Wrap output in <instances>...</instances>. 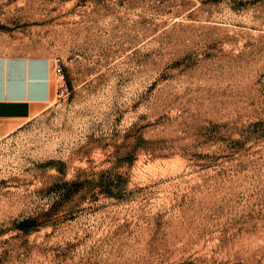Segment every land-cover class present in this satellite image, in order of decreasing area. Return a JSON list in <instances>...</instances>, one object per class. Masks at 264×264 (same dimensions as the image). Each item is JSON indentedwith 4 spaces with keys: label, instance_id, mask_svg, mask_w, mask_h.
Here are the masks:
<instances>
[{
    "label": "rangeland",
    "instance_id": "1",
    "mask_svg": "<svg viewBox=\"0 0 264 264\" xmlns=\"http://www.w3.org/2000/svg\"><path fill=\"white\" fill-rule=\"evenodd\" d=\"M0 55L63 69L0 140V264H264V0H0Z\"/></svg>",
    "mask_w": 264,
    "mask_h": 264
},
{
    "label": "crops",
    "instance_id": "2",
    "mask_svg": "<svg viewBox=\"0 0 264 264\" xmlns=\"http://www.w3.org/2000/svg\"><path fill=\"white\" fill-rule=\"evenodd\" d=\"M55 79L49 57L0 55V140L48 108Z\"/></svg>",
    "mask_w": 264,
    "mask_h": 264
},
{
    "label": "built area",
    "instance_id": "3",
    "mask_svg": "<svg viewBox=\"0 0 264 264\" xmlns=\"http://www.w3.org/2000/svg\"><path fill=\"white\" fill-rule=\"evenodd\" d=\"M54 73H55L56 78H60V79L63 78V69L59 64H56L54 66Z\"/></svg>",
    "mask_w": 264,
    "mask_h": 264
},
{
    "label": "trees",
    "instance_id": "4",
    "mask_svg": "<svg viewBox=\"0 0 264 264\" xmlns=\"http://www.w3.org/2000/svg\"><path fill=\"white\" fill-rule=\"evenodd\" d=\"M71 185H76V182H72Z\"/></svg>",
    "mask_w": 264,
    "mask_h": 264
}]
</instances>
